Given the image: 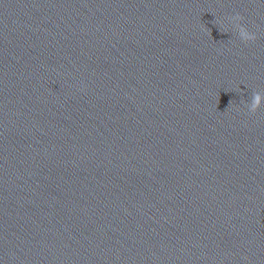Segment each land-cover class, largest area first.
Instances as JSON below:
<instances>
[{
  "label": "water",
  "instance_id": "obj_1",
  "mask_svg": "<svg viewBox=\"0 0 264 264\" xmlns=\"http://www.w3.org/2000/svg\"><path fill=\"white\" fill-rule=\"evenodd\" d=\"M256 92L264 0H0V264H264Z\"/></svg>",
  "mask_w": 264,
  "mask_h": 264
},
{
  "label": "clouds",
  "instance_id": "obj_2",
  "mask_svg": "<svg viewBox=\"0 0 264 264\" xmlns=\"http://www.w3.org/2000/svg\"><path fill=\"white\" fill-rule=\"evenodd\" d=\"M235 20L237 21H242L243 20V17L237 15L235 17H233ZM240 36L243 38V41L245 42H252V41H255L257 39L256 35L253 34V33H250L248 31V29L243 25L241 24L240 26ZM262 99H264V97H262L260 95V93L256 92L253 94V99H252V102H251V106L249 108V110L252 112V113H256L257 111H259L261 109V101Z\"/></svg>",
  "mask_w": 264,
  "mask_h": 264
}]
</instances>
